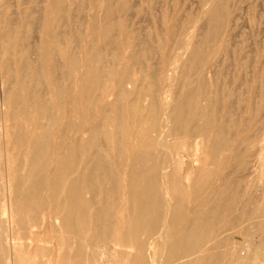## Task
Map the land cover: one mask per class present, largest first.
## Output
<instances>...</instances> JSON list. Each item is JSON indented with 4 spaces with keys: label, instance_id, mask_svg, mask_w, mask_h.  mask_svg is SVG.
Wrapping results in <instances>:
<instances>
[{
    "label": "bare ground",
    "instance_id": "1",
    "mask_svg": "<svg viewBox=\"0 0 264 264\" xmlns=\"http://www.w3.org/2000/svg\"><path fill=\"white\" fill-rule=\"evenodd\" d=\"M21 1L0 8V264L43 252L42 229L57 264H264L261 186L241 216L258 243L232 239L233 175L264 174V59L214 73L230 0H202L199 38L166 8L141 33L135 0Z\"/></svg>",
    "mask_w": 264,
    "mask_h": 264
},
{
    "label": "rangeland",
    "instance_id": "2",
    "mask_svg": "<svg viewBox=\"0 0 264 264\" xmlns=\"http://www.w3.org/2000/svg\"><path fill=\"white\" fill-rule=\"evenodd\" d=\"M3 0L0 1V8L3 9V10H6L8 11L9 13L11 12V14L16 17L21 11H23V6L24 4H26V2L24 1H21V0H6L7 2H5V0L2 2ZM1 2H2V5H1ZM9 2V3H8ZM13 4H11V3ZM21 2V3H20ZM135 2L136 6H141L142 9H141V12L140 14L136 17L135 19V25L136 27L142 31L143 28H141L142 26L144 27L143 31L141 33H151V31H155V29H158L159 30V26L157 27V23H159L161 20V12L163 10V8H166L167 9V12H168V15L170 14V16H176V18L178 19V21H186V20H189L190 21L188 22V24L190 23V25H188V27H192L191 29V32L190 33H193V34H190V36L194 35L195 34V37L199 38L200 37V34L202 35V33L204 32V30L206 29V26H207V16L205 15V9L203 6V2L202 0H155L154 2H147V0L142 1V0H135L133 1ZM138 2V4L136 3ZM231 3V4H230ZM252 3V4H251ZM7 4V5H6ZM12 5V7H11ZM18 5V6H16ZM27 5V4H26ZM25 5V6H26ZM240 5V6H239ZM247 5V6H246ZM3 8H2V7ZM5 6V8H4ZM24 6V7H25ZM159 6V8H157ZM229 8H231L229 10V18L227 22L228 25H226V29L224 31V41L226 42L227 46H226V50H220L221 53L223 52V54L219 53L217 54V59L218 58H222V60H217L215 62V68L217 69H220V72H218L217 70H213L214 73L216 72V75L220 76L221 79H223V81L225 82H228L230 80H232V78L234 76H242L240 77L241 80L244 79V78H250L251 77V67H247L246 69H244V71H240L238 70L236 67H235V63L237 61V56L238 58H242V59H248L252 61V63L254 62V60H259L260 61V58L262 57V59H264V0H230L229 2ZM262 6V7H261ZM20 7V8H19ZM152 7H154V10H152ZM155 7L157 8V10H155ZM11 8V9H9ZM262 8V9H261ZM14 9V10H12ZM18 9V10H17ZM19 9L21 11H19ZM144 9H146L144 11ZM258 9V10H257ZM232 10V11H231ZM203 11V13H202ZM17 12V13H16ZM201 12V14H200ZM16 13V14H15ZM149 14V15H148ZM16 15V16H15ZM160 16V18L157 16ZM200 17H199V16ZM203 15V17H202ZM236 15V16H235ZM148 16V17H147ZM195 18H194V17ZM193 17V18H191ZM141 18V19H140ZM181 18V19H180ZM186 18V19H185ZM196 19V21H195ZM158 20V21H157ZM183 20V21H182ZM198 20V21H197ZM138 21V22H136ZM140 21V22H139ZM157 21V22H156ZM193 21H195L197 23V25H195L193 23ZM151 22V23H150ZM140 23L143 24L142 26H140ZM147 23V25H146ZM194 24V25H193ZM193 25V26H192ZM201 25V26H200ZM146 26V28H145ZM151 26V27H150ZM195 26L197 29H195ZM205 26V27H204ZM229 26V27H228ZM160 27L161 26V23H160ZM200 27V28H199ZM203 29H202V28ZM141 28V29H140ZM162 28H160V31H161ZM230 31H229V30ZM198 32H195L197 31ZM202 31V32H201ZM231 33V35H229ZM231 36L228 37L227 36ZM238 35V36H237ZM234 36V37H233ZM194 37V38H195ZM227 38L228 39V42H227ZM245 38V39H244ZM231 40V41H230ZM262 41V42H261ZM229 44V45H228ZM232 44V46H231ZM238 46V47H237ZM258 46V47H257ZM262 46V47H261ZM231 47L230 49H227ZM242 47V48H241ZM259 47H261L259 49ZM237 48V49H236ZM255 49V50H254ZM263 49V50H262ZM239 50V52L237 53V51ZM247 50V51H246ZM259 50V51H257ZM225 51V52H224ZM229 51V52H228ZM245 51V52H244ZM250 51H253L252 53H250ZM262 51H263V54H262ZM233 52V53H232ZM256 53V56H252L253 54ZM227 53V54H226ZM245 53V54H244ZM221 54V55H220ZM225 54V55H224ZM239 54V55H237ZM250 54V55H249ZM234 57H233V56ZM245 55V56H244ZM220 56V57H219ZM236 56V57H235ZM248 56V57H247ZM228 57V58H227ZM246 57V58H244ZM255 57L257 59H255ZM251 58V59H250ZM253 59V60H252ZM228 60V61H226ZM231 60V61H230ZM218 61H220V64ZM222 61V62H221ZM250 61V62H251ZM233 62V64H232ZM262 62V64L264 65V60L260 61ZM219 64V66L217 67V65ZM228 64V65H227ZM231 64V65H230ZM223 66H225L224 68L226 69H223ZM227 66V67H226ZM233 67V68H232ZM232 68V69H230ZM223 71H222V70ZM234 69V70H233ZM226 70V71H225ZM248 70V71H246ZM213 71L212 73H210V76H208L209 78L212 79V77L214 76L213 74ZM227 71H231L229 72L230 74L232 73V75L228 74ZM238 71V72H237ZM2 72V73H1ZM221 72H224V73H221ZM225 72L227 73V75L225 74ZM235 72H237L235 74ZM243 72L244 75L241 73ZM234 73V75H233ZM241 74V75H240ZM230 77H229V76ZM246 75V76H245ZM2 76H3V71H2V68L0 66V81H2ZM233 76V77H231ZM244 76V77H243ZM229 77V79H228ZM226 79V80H225ZM241 80H238V82H241ZM1 83V82H0ZM242 84V83H240ZM239 84V85H240ZM255 86L258 85L257 82L254 83ZM242 172V173H241ZM244 173H247V172H244L242 170H238L236 171V173H234V177L239 179V177L241 176L242 174V177H245L244 181L245 183L243 182V180H241L240 184L243 182L244 184H241L242 187H240V184H239V194L242 195V196H239L238 194V198L236 199L237 200V203H236V207L239 209H236L235 210V214L239 217V222H235L234 224H237L235 225V229L238 231L234 237H232V239H234L237 244L239 242L242 243V239L244 240L243 241V244L244 245H247L246 242H248V244H251V245H255L256 243H258L259 241V238H260V235L259 234H253L251 235L253 232L255 233L254 229H252V231L249 230V232H252L250 233V238L247 237V239L245 238V235L243 234L245 232L246 229L249 228L250 226V221L248 219L245 220V218H242V214L244 213V210L246 208L247 205L249 204H253V206H261V203L263 202L260 197V195H258L257 192H259L258 190H261L262 188H264V174H258L259 172H257L255 175L254 174H251L248 176V174H245L247 175L248 177L246 178L245 175H243ZM256 176V177H255ZM251 178L250 180L248 178ZM263 178V179H262ZM243 179V178H241ZM253 179V182H250L252 181ZM258 179V180H257ZM240 180V179H239ZM252 183V184H250ZM260 184V185H259ZM247 186V187H244V186ZM261 186V187H259ZM259 187V188H258ZM242 188V189H241ZM258 188V190H257ZM242 190V191H241ZM256 191V192H255ZM245 195V196H244ZM251 197V198H250ZM261 201V202H260ZM245 202V203H244ZM241 203V204H240ZM244 205V206H242ZM260 208V207H258ZM238 210V211H237ZM239 213V214H238ZM259 214H260V211H259ZM242 218V219H241ZM247 221V222H245ZM242 222V223H241ZM240 223H241V226H240ZM248 225V226H246ZM239 226V227H238ZM245 228V229H244ZM240 229V231H239ZM46 231V233L44 232ZM244 231V232H243ZM247 231V230H246ZM42 234L45 233V235H41L40 236V233L38 235V240L39 241V244L40 246L42 247V251L41 253H34V244L33 245H29L28 247V252L26 254H24V258H23V263L22 264H57V260H58V255L60 253L59 250H57L56 246L54 245V243L51 241L52 240V237H51V234L49 231H47V229H42L40 231ZM48 232V233H47ZM241 233V234H240ZM240 234V235H239ZM48 235V236H47ZM46 236V237H45ZM233 236V235H232ZM244 236V238H243ZM40 237V238H39ZM258 237V239H257ZM254 238V239H253ZM50 241H49V240ZM249 239V240H248ZM251 239V240H250ZM48 240V241H47ZM246 240V241H245ZM248 240V241H247ZM253 240H256V241H253ZM258 240V241H257ZM252 241V243L250 242ZM47 242V243H46ZM255 242V243H254ZM52 243V244H51ZM46 244V245H45ZM73 246L76 247V243L74 244L72 242ZM243 245V246H244ZM88 245H85L84 246V249H88V253L86 252V250H84V255L85 254H90L91 252H95V255H94V259L97 260V258L100 256L99 254V251L100 253H102V247L101 246H88ZM55 247V248H53ZM72 247V249L74 248ZM91 247V248H90ZM101 247V248H100ZM93 248H95L93 251ZM100 248V249H99ZM114 248V245L111 243L108 245V248L106 247V249L108 250H111ZM51 249V250H50ZM56 249V250H55ZM92 249V251H91ZM97 249H98V252H97ZM30 250V252H29ZM57 251V252H56ZM45 252V253H44ZM97 253V255H96ZM35 254V255H34ZM47 254V255H46ZM55 254V255H54ZM99 254V255H98ZM37 255H38V258H37ZM34 256V257H33ZM41 256V257H40ZM54 256V257H53ZM57 256V257H56ZM40 257V258H39ZM44 258V259H42ZM50 258V259H49ZM53 258V259H52ZM36 259V260H35ZM100 259V257H99ZM98 259V260H99ZM55 262H54V261ZM48 261V262H47ZM52 262V263H51ZM118 263V260L115 261L114 263L112 264H117ZM5 264H13L11 261L7 262ZM84 264V263H83Z\"/></svg>",
    "mask_w": 264,
    "mask_h": 264
}]
</instances>
